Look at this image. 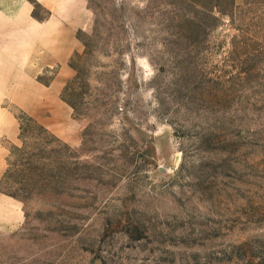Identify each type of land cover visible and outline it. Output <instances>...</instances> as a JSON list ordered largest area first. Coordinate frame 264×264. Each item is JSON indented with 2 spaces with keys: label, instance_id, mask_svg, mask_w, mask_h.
<instances>
[{
  "label": "rangeland",
  "instance_id": "rangeland-1",
  "mask_svg": "<svg viewBox=\"0 0 264 264\" xmlns=\"http://www.w3.org/2000/svg\"><path fill=\"white\" fill-rule=\"evenodd\" d=\"M87 2L60 95L79 144L6 105L25 222L0 264H264V0Z\"/></svg>",
  "mask_w": 264,
  "mask_h": 264
},
{
  "label": "crops",
  "instance_id": "crops-1",
  "mask_svg": "<svg viewBox=\"0 0 264 264\" xmlns=\"http://www.w3.org/2000/svg\"><path fill=\"white\" fill-rule=\"evenodd\" d=\"M38 8L47 16L38 18ZM93 25L87 0H0V186L8 170V144L16 145L22 132L6 105L73 146L79 144L81 124L60 95L75 74L70 61L83 47L77 34ZM55 68L49 85L39 82V76ZM24 222L23 204L0 192V233H15Z\"/></svg>",
  "mask_w": 264,
  "mask_h": 264
},
{
  "label": "trees",
  "instance_id": "trees-1",
  "mask_svg": "<svg viewBox=\"0 0 264 264\" xmlns=\"http://www.w3.org/2000/svg\"><path fill=\"white\" fill-rule=\"evenodd\" d=\"M62 100L63 101H65L66 103H68L66 100H65V98H64V96H62ZM72 106V105H71ZM73 107V106H72ZM74 108V107H73ZM19 110V109H18ZM19 112L20 113H22L24 116H26V117H29L26 113H24L23 111H21V110H19ZM16 115V114H15ZM17 118L21 121L22 120V117H19V116H17Z\"/></svg>",
  "mask_w": 264,
  "mask_h": 264
}]
</instances>
